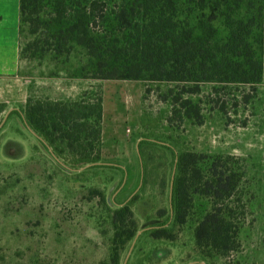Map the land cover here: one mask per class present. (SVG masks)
Listing matches in <instances>:
<instances>
[{"label": "rangeland", "instance_id": "obj_1", "mask_svg": "<svg viewBox=\"0 0 264 264\" xmlns=\"http://www.w3.org/2000/svg\"><path fill=\"white\" fill-rule=\"evenodd\" d=\"M30 40L25 32L20 43ZM40 57L27 61L25 76L35 86L31 97L43 98L38 84L54 82L46 87L52 96L63 74L51 76L48 56ZM262 62L258 83L199 82L195 95L183 94L181 88L193 83L180 81L73 80V97L97 89L103 98V157L91 165L66 167L13 118L3 138L23 146H0V264H110L113 227L106 209L124 204L138 229L119 264H264V40ZM177 94L200 106L201 125L181 117L178 106L172 112ZM187 151L245 160L243 200L249 204L240 251L229 259L205 257L195 247L194 230L209 210L206 199L195 197L185 224L174 225L176 171L172 176ZM112 163L120 169L115 172ZM91 189L104 193L106 206ZM161 228L174 239H152Z\"/></svg>", "mask_w": 264, "mask_h": 264}, {"label": "trees", "instance_id": "obj_2", "mask_svg": "<svg viewBox=\"0 0 264 264\" xmlns=\"http://www.w3.org/2000/svg\"><path fill=\"white\" fill-rule=\"evenodd\" d=\"M25 32L31 40L22 46ZM263 40L264 0H19L20 60L48 56L51 76L68 79L180 81L193 83L181 88L189 95L200 93L199 82L255 84L263 75ZM70 62L74 65L68 69ZM171 102L173 113L178 106L181 117L202 124L198 104L178 94ZM4 109L0 104V116ZM23 115L66 167L101 162V91H85L76 100L30 95ZM244 161L189 151L177 158L173 222L185 224L195 197L208 201L209 210L193 234L205 257L229 259L240 251L249 204L243 200ZM90 195L106 206L102 191L91 189ZM106 210L113 227L109 262L119 264L138 223L128 204ZM151 238L174 239L162 228L152 231Z\"/></svg>", "mask_w": 264, "mask_h": 264}, {"label": "crops", "instance_id": "obj_3", "mask_svg": "<svg viewBox=\"0 0 264 264\" xmlns=\"http://www.w3.org/2000/svg\"><path fill=\"white\" fill-rule=\"evenodd\" d=\"M27 63L20 60L19 56V0H0V104L5 106L4 112L0 116L1 147L9 145L21 148L23 146L20 142L3 138L4 127L15 122L13 118H17L19 126L26 129L37 142L44 145L37 136L30 132L31 130L24 120V106L28 97L32 95V90L35 89L31 79L25 76L28 72L26 67L29 63ZM56 78H58L56 79L58 82L53 84L56 86L54 95L49 96V92L46 91V87L51 88L54 82L46 80L38 84L42 85L39 88V90H42V95L38 94V96L52 100H76L78 95L76 97L70 95L72 89L71 82L75 79ZM47 79H50V77ZM32 147H35L34 144H32ZM111 165L114 164L112 163ZM113 167H115V172L118 168L120 169L118 165H114Z\"/></svg>", "mask_w": 264, "mask_h": 264}, {"label": "water", "instance_id": "obj_4", "mask_svg": "<svg viewBox=\"0 0 264 264\" xmlns=\"http://www.w3.org/2000/svg\"><path fill=\"white\" fill-rule=\"evenodd\" d=\"M32 134H34L32 131H30ZM174 173H175V166H174V171H173V176H172V179L174 177ZM172 185V184H171Z\"/></svg>", "mask_w": 264, "mask_h": 264}]
</instances>
